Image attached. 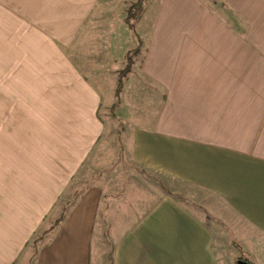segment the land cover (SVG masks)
Masks as SVG:
<instances>
[{
	"label": "crops",
	"instance_id": "1",
	"mask_svg": "<svg viewBox=\"0 0 264 264\" xmlns=\"http://www.w3.org/2000/svg\"><path fill=\"white\" fill-rule=\"evenodd\" d=\"M218 1L234 20L207 0H149L137 21L146 48L125 80L117 115L133 164L159 178L168 195L155 198L145 216L132 208L137 198L128 200L138 195L134 184L117 189L100 179L67 207L69 201L59 202L80 170L78 157L63 163L65 181L53 192L42 183L30 189L24 182L34 174L25 170L29 178L0 194V264H107L93 255V239L107 226L117 242L113 264H218L214 235L177 194L220 222L252 263H264V0ZM100 2L40 0L29 28L40 46L46 39L73 40ZM45 25L49 32L41 33ZM123 33L132 36L131 49L139 44L128 26ZM103 37L104 47L73 55L79 79L90 85L88 91L78 86L84 97L72 94L95 118L105 100L107 113L116 103L129 50H120L114 34ZM92 126L93 135L83 136L97 140L104 124ZM63 213L60 225L35 244Z\"/></svg>",
	"mask_w": 264,
	"mask_h": 264
},
{
	"label": "rangeland",
	"instance_id": "2",
	"mask_svg": "<svg viewBox=\"0 0 264 264\" xmlns=\"http://www.w3.org/2000/svg\"><path fill=\"white\" fill-rule=\"evenodd\" d=\"M137 1L101 0L81 34L73 40L72 35L63 41L46 39V43L40 46L41 37L29 28L40 11V0H31L29 3L28 0L26 3L24 0H0V194L14 192L20 179L29 178L22 174L25 170L34 174L24 182L30 184V189L36 183H42L48 192L55 191L57 183L65 181L62 166L63 163L72 162V155L78 157L76 167L79 165L80 170L72 176L70 187L59 204L69 201V207L73 200L76 201L100 179L113 180L118 184L117 189H120V183L122 188L134 184L136 189L133 193L138 195L133 194V198L128 197V200L131 202L137 198V207L132 208L135 212L144 209L145 216L150 212L149 208L155 198L160 199L168 193L166 188H162L159 178L136 167L126 153L123 141L125 130L118 119L117 109L112 107L110 113H107L104 109L105 100L103 110L101 108L95 118L89 107L72 94L80 90L78 86L81 83L87 91L90 85L86 78L82 81L79 79L82 74L77 71L73 55L80 49L89 47L94 50L95 47L100 49L107 45L103 42L106 38L104 34H114L119 38L118 44L122 40L123 48L120 50L129 49L120 69L123 71L129 67L130 73L132 68L138 69L146 47L142 46L135 25L143 12L134 20L135 25L132 23L136 34L128 27L138 38L139 44L131 49L132 36L123 33L127 26L125 19L129 8ZM207 1L234 20L233 14L218 0ZM146 2L149 0L143 1L144 9ZM48 28L47 25L40 28L41 33L49 32ZM50 28L53 31L54 26ZM86 28H92L90 34ZM82 55H86V51ZM82 55L79 57L85 60ZM66 67L69 72H62ZM66 75L67 81L74 86L68 85L63 79ZM72 78H75L74 83ZM79 94L84 97L83 90ZM93 123H103L105 127L97 140L95 136H88V139L83 136L84 133L93 135ZM89 166L92 168L89 169ZM17 178L19 181H16ZM44 183L48 184L49 189ZM140 195L144 206L139 203ZM175 197L196 213L214 235L213 251L217 263L238 264L242 254L232 244L221 223L182 195L177 194ZM114 239L109 226L97 232L93 239L94 257L113 264L117 243Z\"/></svg>",
	"mask_w": 264,
	"mask_h": 264
},
{
	"label": "trees",
	"instance_id": "3",
	"mask_svg": "<svg viewBox=\"0 0 264 264\" xmlns=\"http://www.w3.org/2000/svg\"><path fill=\"white\" fill-rule=\"evenodd\" d=\"M143 1L144 0H138L137 2H136V4H133L130 8H129V11H128V15H127V17H126V24H127V26L131 29V30H133V32L136 34V31H135V24H134V20L137 18V16L138 15H140L142 12H143V10H144V8H143ZM135 25H133V24ZM134 34V35H135ZM136 36V35H135ZM128 56H130V53L128 54ZM129 66H130V64H129ZM128 73H130V68L128 67V68H126L125 70H123V71H121L120 73H119V80H118V86H117V91H116V103L113 105V108H114V110H116V109H118V107L120 106V102H121V94H122V91H123V88H124V85H125V77H126V75L128 74ZM64 217H65V213H63V215L61 216V218L59 219V220H57L55 223H54V225H53V227L52 228H50L49 230H47L46 232H44L43 234H42V236L39 238V239H37L34 243L35 244H37V243H39V242H41V241H43L44 240V238H45V236L46 235H48L50 232H52V231H54L59 225H60V223L63 221V219H64ZM232 244L235 246V247H237L238 245H237V242L236 241H232ZM242 253V256H241V258H240V260H242V261H246L248 264H254V263H252L248 258H247V256H245V254H244V252H241Z\"/></svg>",
	"mask_w": 264,
	"mask_h": 264
},
{
	"label": "water",
	"instance_id": "4",
	"mask_svg": "<svg viewBox=\"0 0 264 264\" xmlns=\"http://www.w3.org/2000/svg\"><path fill=\"white\" fill-rule=\"evenodd\" d=\"M238 264H248L246 261H242V260H240L239 262H238Z\"/></svg>",
	"mask_w": 264,
	"mask_h": 264
}]
</instances>
